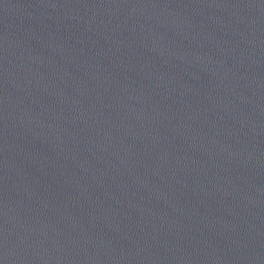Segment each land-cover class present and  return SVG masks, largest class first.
Returning <instances> with one entry per match:
<instances>
[{"label": "water", "instance_id": "obj_1", "mask_svg": "<svg viewBox=\"0 0 264 264\" xmlns=\"http://www.w3.org/2000/svg\"><path fill=\"white\" fill-rule=\"evenodd\" d=\"M0 264H264V0H0Z\"/></svg>", "mask_w": 264, "mask_h": 264}]
</instances>
